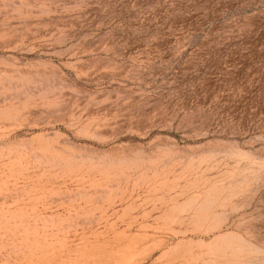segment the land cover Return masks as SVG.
I'll return each instance as SVG.
<instances>
[{
  "label": "rangeland",
  "instance_id": "374dc122",
  "mask_svg": "<svg viewBox=\"0 0 264 264\" xmlns=\"http://www.w3.org/2000/svg\"><path fill=\"white\" fill-rule=\"evenodd\" d=\"M0 264H264V0H0Z\"/></svg>",
  "mask_w": 264,
  "mask_h": 264
}]
</instances>
